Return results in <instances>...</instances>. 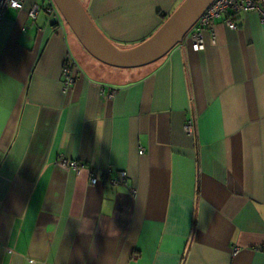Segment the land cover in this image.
I'll list each match as a JSON object with an SVG mask.
<instances>
[{
    "label": "crops",
    "instance_id": "obj_1",
    "mask_svg": "<svg viewBox=\"0 0 264 264\" xmlns=\"http://www.w3.org/2000/svg\"><path fill=\"white\" fill-rule=\"evenodd\" d=\"M79 1L128 49L183 0ZM42 2L7 9L0 23V264H264L258 15L234 17L235 30L216 20L200 52L180 45L151 66L117 70L64 23L42 10L29 18ZM68 57L79 72L64 92ZM119 173L124 184H90Z\"/></svg>",
    "mask_w": 264,
    "mask_h": 264
},
{
    "label": "water",
    "instance_id": "obj_2",
    "mask_svg": "<svg viewBox=\"0 0 264 264\" xmlns=\"http://www.w3.org/2000/svg\"><path fill=\"white\" fill-rule=\"evenodd\" d=\"M51 1L63 23L93 60L117 70H137L159 62L179 46L214 0H183L149 38L128 49L110 42L79 0Z\"/></svg>",
    "mask_w": 264,
    "mask_h": 264
},
{
    "label": "built area",
    "instance_id": "obj_3",
    "mask_svg": "<svg viewBox=\"0 0 264 264\" xmlns=\"http://www.w3.org/2000/svg\"><path fill=\"white\" fill-rule=\"evenodd\" d=\"M42 5L34 4L28 11V17L32 20L36 19L39 11L45 12L51 20H53L56 25L61 26L63 21L55 8L51 0H42ZM25 0H0V23L3 20L4 12L7 9L21 10L23 8ZM255 13L259 17V21L264 25V0H214L211 5L204 11L200 16L198 21L185 35L182 43L180 45H187L192 52H200L204 49L203 43V32L211 30L212 25L216 20L224 18L225 26L230 30H235L237 26L234 22V17L245 14V13ZM179 45V46H180ZM76 70L79 72L78 66L74 59L71 57L66 58L63 63L61 70V79L64 92L73 84L74 77L72 76V71ZM114 92L108 94V98H113ZM184 131L194 136V123L193 120H188L184 126ZM142 152H140L141 154ZM58 166L71 170L75 173H79L81 166L72 161H67L65 159H59ZM126 181V174L119 173L115 177L110 178L108 175L101 176L99 178L92 177L90 184L92 186H97L100 184L108 183L111 187H115L124 184Z\"/></svg>",
    "mask_w": 264,
    "mask_h": 264
},
{
    "label": "trees",
    "instance_id": "obj_4",
    "mask_svg": "<svg viewBox=\"0 0 264 264\" xmlns=\"http://www.w3.org/2000/svg\"><path fill=\"white\" fill-rule=\"evenodd\" d=\"M81 4H82V3H81ZM82 6H83V5H82ZM83 7H84V6H83ZM84 9H85V8H84ZM166 19H167V18H166ZM166 19H165V20H166Z\"/></svg>",
    "mask_w": 264,
    "mask_h": 264
},
{
    "label": "rangeland",
    "instance_id": "obj_5",
    "mask_svg": "<svg viewBox=\"0 0 264 264\" xmlns=\"http://www.w3.org/2000/svg\"><path fill=\"white\" fill-rule=\"evenodd\" d=\"M86 56V55H85ZM89 58V57H88ZM91 60V59H90Z\"/></svg>",
    "mask_w": 264,
    "mask_h": 264
}]
</instances>
